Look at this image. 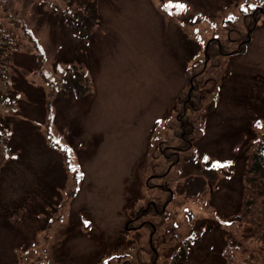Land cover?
Listing matches in <instances>:
<instances>
[{
	"label": "rangeland",
	"instance_id": "obj_1",
	"mask_svg": "<svg viewBox=\"0 0 264 264\" xmlns=\"http://www.w3.org/2000/svg\"><path fill=\"white\" fill-rule=\"evenodd\" d=\"M5 6L43 58L17 54L0 82V264H264L241 216L264 0H0L3 20ZM215 37L238 53L212 54L183 103ZM180 116L201 120L190 139Z\"/></svg>",
	"mask_w": 264,
	"mask_h": 264
},
{
	"label": "trees",
	"instance_id": "obj_2",
	"mask_svg": "<svg viewBox=\"0 0 264 264\" xmlns=\"http://www.w3.org/2000/svg\"><path fill=\"white\" fill-rule=\"evenodd\" d=\"M3 9L4 16H6L8 21L0 18V82L3 85L9 86L13 78L17 54L31 52L28 49L35 51L39 62L37 67H40L43 52L35 34L27 27L23 18L17 13H11L7 6L3 7ZM258 10L259 8L257 7L252 8L251 15ZM251 23L247 39L250 38L255 24H257L256 19L253 18ZM216 39V37L211 39L204 47L203 65L199 69H194V67L186 68L190 85L186 92L183 93V103L191 102L192 93L198 89V84L201 82L205 83L206 80L203 79L204 75L208 67L211 64L213 65V61L217 59V57L213 59L212 54L231 55L238 53L236 50L224 53L223 46ZM210 62L212 63L210 64ZM9 117L10 115L8 116L4 110H0V158L7 155L11 148L12 136L10 134ZM177 123L180 128V135L182 134L183 137L186 136L190 139L192 135L195 136L198 133L196 129L198 126L200 127L201 120L191 118L184 121L182 116H180ZM169 148L173 149L172 147ZM243 175L245 185L241 204V216L246 222L251 224L252 234L259 243V251L262 257H264V133L255 139V144L250 150Z\"/></svg>",
	"mask_w": 264,
	"mask_h": 264
}]
</instances>
